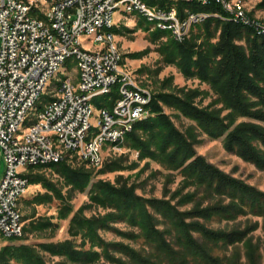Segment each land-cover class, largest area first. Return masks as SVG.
Returning <instances> with one entry per match:
<instances>
[{"label": "trees", "instance_id": "obj_1", "mask_svg": "<svg viewBox=\"0 0 264 264\" xmlns=\"http://www.w3.org/2000/svg\"><path fill=\"white\" fill-rule=\"evenodd\" d=\"M175 2L180 15L185 13V7L227 15L217 2L207 5L198 1ZM192 27L196 31L189 38L177 41L172 37L163 43L161 51L164 59L175 63L185 77L194 76L207 83L215 97L202 105L200 101L207 91L198 87L181 86L157 91L150 102L154 116L136 121L126 134L125 142L139 150L140 158L150 156L166 168L181 173L184 185L194 184L195 189L183 195L181 189L174 190L171 198L180 196L172 203L170 199H148L138 195L133 183L122 181L117 185L97 179L89 188V203L70 218L68 232L72 238L42 242L39 245L43 250L79 264H100L101 257L114 264H240L236 249L219 256L213 254V248L229 245L235 248L238 242L246 239L243 242L246 264H260L258 247L251 243L248 235L253 225L212 228L204 220L213 216L230 220L246 213L264 217V191L196 155L193 144L198 140L196 126L211 138L222 136L227 151L264 169V32L219 16H208ZM151 31L155 37L165 33L157 27ZM242 39L244 43L240 42ZM170 80L171 77H167L163 84ZM112 94L110 108L117 97L115 90ZM198 96L200 99L196 100ZM218 103L220 106H216ZM163 106L177 110L193 120L195 125L190 124L181 131L163 112ZM240 117L250 120L238 121ZM35 166L52 167L63 177L64 184L71 185L72 189H84L91 178L89 172L81 167H71L63 160ZM103 166V170L124 168L117 160H107ZM26 176L28 183L42 181L41 177ZM42 182L57 198H64L55 184L46 180ZM198 187L202 188L203 195L197 197ZM44 197L50 198L49 193H37L33 200L42 202ZM210 198L213 200L206 201L204 205V201ZM224 198L228 201L223 202ZM186 202H192V207L179 209ZM91 204L110 207L113 211L87 217L83 210ZM148 206L161 216L160 220ZM70 212L71 207L67 204L59 209L63 218ZM41 219L30 221L23 227L24 233L54 225L51 221L38 222ZM117 219H124L138 228L137 232L115 229L117 232L129 239L143 237L148 249H136L120 241L107 243L98 230L113 228L110 223ZM159 223L164 227H158ZM77 237L80 238V248L75 244ZM111 248L119 255H113ZM12 260L19 264H47L35 246L30 244L4 246L0 250V264H14Z\"/></svg>", "mask_w": 264, "mask_h": 264}, {"label": "rangeland", "instance_id": "obj_2", "mask_svg": "<svg viewBox=\"0 0 264 264\" xmlns=\"http://www.w3.org/2000/svg\"><path fill=\"white\" fill-rule=\"evenodd\" d=\"M145 4L152 9L166 8L171 4L172 0H143ZM229 6H235L236 3H240L242 9L246 15L251 19L262 23L264 26V0H226ZM184 9H189L185 7ZM183 9V10H184ZM219 14V13H218ZM228 14V13H227ZM220 15V14H219ZM212 16V15H210ZM222 16V15H220ZM227 16V15H226ZM222 16V17H226ZM218 17V16H217ZM115 24L108 29V31L114 34V41L121 53L120 64L123 68L131 71L138 82L146 87L152 94V96L160 90L168 91L174 90L176 87H189L203 89L207 91V95L204 96L200 103L205 105L212 98L215 97L213 90L205 82L200 81L197 77H185L178 66L175 63L168 62L164 59L163 52L161 51L163 43L170 40L172 36L168 30H163L165 33L155 37L152 34V29L155 28L153 22L148 20L141 12L134 10L127 12L123 7H118L114 13ZM221 18V17H220ZM225 19V18H222ZM198 24V23H197ZM195 25V24H193ZM192 25V26H193ZM191 26L188 38L191 33L196 31V28ZM216 37L213 39L215 40ZM244 43L242 39L240 41ZM81 43L83 46L94 48L98 45L97 41L92 40V36L82 37ZM75 56H68L61 65V68L48 82L46 89L39 95L35 101L33 107L30 109L26 120L22 124V128L27 127L29 124L36 120L37 114L42 111L45 106L54 98L53 93L57 90L61 81L69 77L71 82L77 84L79 81V68L77 65ZM171 77L168 83L163 82ZM118 86V85H115ZM114 90H112L113 92ZM112 92L106 94H99L93 96L90 99V103L93 108L92 122H95L98 113L101 109L111 110L110 103L113 97ZM200 96L196 98L199 100ZM220 106V103L216 104ZM150 109V108H149ZM163 112L170 116L172 122L180 129L184 131L190 124H194V121L190 118L182 115L173 108L163 106ZM154 116V112L151 111L146 118ZM143 118V119H146ZM240 120H250L247 117H240ZM253 121H255L253 119ZM198 140L194 142L193 147L196 155L204 157L208 162L215 165L225 173L231 174L243 182L254 186L260 191H264V169L257 168L252 162L245 161L235 153L227 151L223 145V137L211 138L200 128L195 126ZM98 132V127L92 126L90 129V135ZM108 146V147H107ZM103 146L101 150V159L98 164H91L81 159L76 153L68 150H63V161L69 164L71 167H81L84 171L89 172L91 178L88 186L84 189H72L71 185L64 184L63 177L50 166H35L26 167L23 173L29 177L42 178V181L46 180L52 182L57 186L64 198L61 200L55 196L51 191L43 186V182L36 180L33 183H28L26 192L20 197L18 201V209L22 215L24 226H27L30 221L39 220L40 223H46L45 221H51L54 225L49 224L41 230H32L30 232L23 233L19 238L10 240L0 232V250L8 245L15 244H30L34 245L36 250L40 253L42 258L47 264H79V262H70L64 260L63 256L53 255L43 250L40 247V243L56 242L66 238H72L68 232L69 221L74 212H76L84 204L89 203V188L97 179L107 180L112 184H119L122 181H126L127 184L133 183L135 185V193L141 195L144 198H165L170 199L172 203H175L179 198L176 195L171 198L172 192L177 189H181L182 195L187 191L195 189V185H184V176L176 170L168 169L157 160L145 156L140 158L139 150L128 146L124 140L114 145ZM117 146V147H115ZM113 147V148H112ZM107 160H117L124 168L119 170H103L104 162ZM5 169V162L2 149H0V177ZM49 193V197H44L42 202L33 200V197L37 193ZM203 195L202 188H197V197ZM217 199V197L215 198ZM213 198L204 201H212ZM228 200L224 198L223 202ZM71 207L70 214L63 218L60 217L59 209L63 205ZM192 202H186L179 206V209H189L192 207ZM150 211H154L148 206ZM109 211H113L110 207H102L99 205L91 204L84 208L83 214L87 217L92 215L105 214ZM160 220L161 216L155 213ZM206 225L212 228H230L237 226L243 228L245 225H253V230L248 234L251 236V243L258 247V252L261 255L260 264H264V217L252 213H246L236 216L234 219H224L218 216H213L208 220H204ZM113 228H99V234L107 242L120 241L128 243L136 249H148L143 237H137L136 239H129L117 232L120 231H134L137 232L136 226L129 225L124 219H117L110 223ZM255 226V227H254ZM158 227L163 228L164 225L160 224ZM26 235V237L24 236ZM169 237V236H168ZM238 242L236 247L231 245L228 247L215 246L213 248V254L224 255L231 253L234 249L239 251L240 264H246V258L244 253L243 242ZM80 238H75V244L77 248H80L78 242ZM86 248L88 245L85 246ZM100 249L99 247L97 248ZM232 249V250H231ZM100 251V250H99ZM111 253L118 256L119 253L110 249ZM100 264H114L110 260L101 257L99 259ZM14 264L15 261L12 260Z\"/></svg>", "mask_w": 264, "mask_h": 264}, {"label": "built area", "instance_id": "obj_3", "mask_svg": "<svg viewBox=\"0 0 264 264\" xmlns=\"http://www.w3.org/2000/svg\"><path fill=\"white\" fill-rule=\"evenodd\" d=\"M109 1L0 0V149L5 162L0 177V228H4L7 238H19L23 233L24 222L21 213H17V204L28 186L25 168L35 166L41 157H59L61 161L55 141H63L74 149L77 134L88 127L83 126V118L92 110H84L85 98L75 93V84H68L66 77L53 104L42 112L41 124L25 130L18 140H10L12 125L27 111L33 93L39 92V82L53 64V55L72 53L82 57L83 90L108 88L117 93L111 111L100 117L98 137L88 140L82 149H74L81 159L92 158V163L101 159V153H96V141H104L106 147L107 138L112 136H119L120 143L124 140L131 126H117V117L136 122L150 113L153 96L138 80L129 79L127 86H112L115 75L129 70H119L118 51L104 52L103 40H110V34L100 36L94 48L82 46L81 39L86 37L89 26L110 21ZM129 1H136V9L143 10L139 0ZM175 1H171L173 12L162 14L166 23L174 27L171 36L183 41L189 34L184 30L185 19L196 13L180 15ZM196 1L220 3L233 21L249 22L264 32L262 23L248 21L240 4ZM139 101H146V108H139ZM125 103H133V111H126Z\"/></svg>", "mask_w": 264, "mask_h": 264}, {"label": "bare ground", "instance_id": "obj_4", "mask_svg": "<svg viewBox=\"0 0 264 264\" xmlns=\"http://www.w3.org/2000/svg\"><path fill=\"white\" fill-rule=\"evenodd\" d=\"M183 2L190 3V2H196V0H182ZM124 3V4H121ZM200 4L207 5L210 2H199ZM223 3H227L226 0H223ZM240 4V3H236ZM123 7L125 11L132 12L134 10H137L141 12L148 20L153 22V25L157 28L168 30L170 34H174V27L172 24H167L165 21L164 14L162 13H171L173 12V5H168L166 8H158V9H152L151 7L147 6L143 0H139V6H142V9H136V1H129V0H110L109 1V13H110V21H98L96 24H93L89 26L88 31L86 33L87 36H92L93 41H98L100 36L105 34H110V40H103V50L104 52H112V49L115 51H118L119 53V70H128L126 68H123L120 64L121 61V53L114 41V34L110 31H108L109 28H111L114 24V13L118 7ZM229 6V5H228ZM240 8L242 6L240 5ZM161 13H160V11ZM149 13V14H147ZM189 13H196V16H187V19H185L184 22V30L185 32H190L191 26L195 23L203 21L206 17L212 15V16H219L221 18L233 20V18H229V16L222 17L217 12H206L202 10L194 11L190 9H185L184 14ZM248 21L251 22H257L253 19H251L248 16ZM247 25H251L249 22H242ZM255 27V26H253ZM258 32L260 30L255 27ZM83 46V45H82ZM72 55V53H61L59 55H53V64L49 65V68H47V72L45 74V78L43 80H40L39 82V92L33 93V99H31L30 104L28 105L27 111H25V114H20L19 118L16 122L12 125L10 129V140H18L19 136L23 134V132L30 128H36L41 124V118H42V112H44V109L50 105L53 104V99L50 103H48L45 108L40 111L37 114L36 120L29 124L27 127L22 128V124L26 120V117L30 111V109L33 107L35 101L39 97V95L46 89V86L50 79L56 74V72L61 68L62 63L64 60ZM76 57L77 65L79 68V81L77 84H75V93H80V98L84 99V110H92L88 111L85 118H83V126H88L86 130H81L79 134H77V137L74 141V149H82V147L85 146L88 140H94L98 137L99 131H100V117L103 116V113L105 111H111L107 109H101L98 113V116L95 120V122H92V113L93 108L90 103V99L93 96L99 95V94H106L112 92V90H109L108 88H94L92 91L83 90V86L85 83V76L82 73V57ZM66 78H64L60 85L64 82ZM129 79L137 80L134 74L129 71V73H122L117 74L114 76V79H112V86L118 85V86H127L129 84ZM68 84H74L71 82L70 78L67 77ZM60 85L58 86L57 90L53 93L54 96L58 94V90L60 88ZM142 87H144L142 85ZM139 108H146V101H139ZM125 110L126 111H133V103H125ZM135 122H131V119H127L125 117H117V126H131V130L134 126ZM92 126L98 127V132L95 134L90 135V129ZM120 142L119 136H112V138H107V145H114L116 143ZM104 146V141H96V153H101V150ZM55 149H57L58 154L60 155V159L63 160L64 152L63 150H68L76 153L74 149L68 148V144H66L63 141H55ZM83 160L87 161L91 164H98L100 162V159H94V163H92V158H83ZM59 157H41V159L36 160V165L41 164H48L53 162H58ZM17 213H20L18 209L17 204ZM0 232L7 237V234L5 233L4 228H0Z\"/></svg>", "mask_w": 264, "mask_h": 264}]
</instances>
